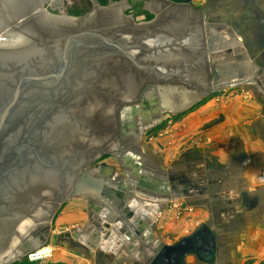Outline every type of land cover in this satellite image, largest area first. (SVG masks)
<instances>
[{
    "label": "water",
    "instance_id": "obj_1",
    "mask_svg": "<svg viewBox=\"0 0 264 264\" xmlns=\"http://www.w3.org/2000/svg\"><path fill=\"white\" fill-rule=\"evenodd\" d=\"M47 1L19 0L23 9L9 14L11 8L0 0V255L14 249L18 232L12 229L29 211L50 202L49 219L67 196L86 199L89 194L90 202L114 207L109 221L119 232L145 240L129 208L130 200L143 201L123 188L124 178L107 180L100 174L96 179L91 171L79 178L106 152L122 164L125 154L140 156L144 170L153 168L142 155L143 131L136 124L122 132L120 143L114 110L121 102H140V96L147 113L161 120L185 114L233 83L256 78L236 31L201 17L188 6L190 0H153L147 10H153L155 22L136 25L122 16L133 28L120 26L118 16H98L93 28L76 26L89 25L97 13L118 5L95 6L83 19L41 17V11L49 16L42 10ZM120 148L124 151L115 153ZM156 171L165 181L167 174ZM142 182L139 190L154 195L148 180ZM216 249L215 235L204 227L173 246L157 243L151 264H181L191 255L210 263ZM141 255L142 262H150L147 253Z\"/></svg>",
    "mask_w": 264,
    "mask_h": 264
},
{
    "label": "crops",
    "instance_id": "obj_2",
    "mask_svg": "<svg viewBox=\"0 0 264 264\" xmlns=\"http://www.w3.org/2000/svg\"><path fill=\"white\" fill-rule=\"evenodd\" d=\"M190 1L188 6L198 10L201 17L236 31L252 60L255 81L222 88L220 94L166 127L156 147L142 148L152 172L144 170L147 165L141 163L142 157L128 153L124 163H118L124 175L106 165L100 174L107 180L124 178L123 188L143 202L171 207L168 218L173 222L166 230H182L180 224L190 223V218L203 224L194 233L207 227L216 237V257L210 263H197L192 256L196 264H264V0ZM141 168L143 172L138 174ZM156 170L167 174L165 181ZM146 179L148 191L154 195L139 190ZM89 196L85 200L92 210L108 208L97 199L90 202ZM188 209L194 214L174 221L176 212ZM137 216L131 222L145 240L124 235L129 239L124 243V261L118 258L117 264H148L139 256L146 254L145 247L153 258L159 241H152L146 231L156 227L159 214L147 219ZM190 258L186 264H195Z\"/></svg>",
    "mask_w": 264,
    "mask_h": 264
},
{
    "label": "rangeland",
    "instance_id": "obj_3",
    "mask_svg": "<svg viewBox=\"0 0 264 264\" xmlns=\"http://www.w3.org/2000/svg\"><path fill=\"white\" fill-rule=\"evenodd\" d=\"M5 1L11 8V10H9V14L20 11L24 7V5H19L18 0ZM152 2L153 0H50L42 6V10L49 16H45V14L41 11V17L83 19L93 13L95 6L106 9L110 8L112 5H118L110 11L111 14L106 16H111L114 12H117L120 17V26L129 24L128 21H121L122 16L127 19L130 18L136 25L142 23L146 24L155 22L153 10H147V3ZM169 2L175 4L185 3L184 1L178 0H169ZM98 16H104V14L97 13L94 16V19L91 21L92 24L90 23L91 25L77 24L76 26L82 28H93L94 20ZM210 17L215 18V14L211 13ZM218 18L222 19L220 17ZM216 94L217 93H213L210 96L203 98L196 107L189 110L185 114H167L161 120H159L161 117L160 116L158 119L159 122H156V124L152 123L151 126H148L143 130L142 148L147 150L151 148V146L156 147L157 138H159V134L165 136L164 132H166V127L170 126L172 122L180 119L183 115H186L189 112H192L194 109H197L199 106L206 103L207 100L214 98ZM218 94L220 93L218 92ZM138 98L140 99L139 103L136 102L132 105H125V107L121 110H119L118 106L119 111L117 109L114 110V115L119 129L120 143L121 133L130 130L129 128L131 123L136 124V129L143 128V125L138 126V122H140L139 120H143L145 115L149 114L145 110V99H141L140 96H138ZM131 99L136 98L135 96H133L125 102H129ZM135 111H137L138 113H136L139 115H135L132 118L130 114L132 115V113ZM155 120L158 121L156 118ZM122 151L124 150L120 149L115 153L121 154ZM118 163V158H115L114 156H111L109 154H103L100 156V158L91 162L90 165L82 171L80 177L82 174L91 171L93 172L94 177L96 179H99L100 170L103 169L105 165L109 166L110 168H114L116 170L115 172H117L119 175H124V171L120 166H118ZM128 166L132 168V165ZM148 168L151 169L150 167ZM79 178L77 179V181H79ZM76 182L73 186L76 185ZM51 205L52 204H50V202L41 201L13 227L12 230L16 233L18 232V234L16 235L17 238L14 236L15 238L13 237V240L22 238L20 240H23V242L21 244L19 243V245L15 249L1 256V259H6V261L8 260V264H100V262L106 260L111 262V264H117L116 259L118 258H122L124 261V243L127 244V241L129 239L125 238V236L119 232L115 225L103 218L102 213L105 211L102 208L92 210L89 207L88 202H86L85 199H81V197L79 196H67V201L57 203V207L55 208V210H53L50 218L48 219V216L50 214L49 213L46 217V223L44 222L46 228L45 230L47 231L40 233L38 225H41L43 223L39 217L36 218L37 213L40 212L39 214H41V212L43 211L42 209L46 208H49L51 210ZM171 212V207L161 208L160 206L158 213L159 217L156 220V227H154L153 230L146 231V235L151 236L152 241L158 240L159 243H161L163 246L174 245L182 239L191 236L198 227L203 226V224L200 223L196 218H190V223L186 222L184 224H180V226L183 225L184 229L166 230L168 224H171L173 222H171L168 218V214ZM187 213L190 214V216L194 214L192 209H188L186 211L180 210L179 212H176L174 221H181L182 218L187 215ZM100 218H103L106 222L103 221V223H101L102 228L99 230L96 224L100 222ZM61 220L64 221L62 225ZM85 233H87V235ZM35 235H37V237H35ZM85 235L87 237L89 236L90 238L88 237L87 239ZM83 238L87 239L86 243L83 241ZM124 240L126 242H124ZM114 241L117 247L113 252L111 251V246H109V243H113ZM95 243H100L101 245L95 246ZM90 246H93L94 248H91ZM39 248L45 249L43 255L51 253L50 258L45 260L30 261L29 256L32 253H35V251ZM145 249L148 250V247H145ZM147 250L143 251L145 253H149V251ZM21 252H23L22 255ZM191 258L194 259L196 264V259L194 257Z\"/></svg>",
    "mask_w": 264,
    "mask_h": 264
},
{
    "label": "bare ground",
    "instance_id": "obj_4",
    "mask_svg": "<svg viewBox=\"0 0 264 264\" xmlns=\"http://www.w3.org/2000/svg\"><path fill=\"white\" fill-rule=\"evenodd\" d=\"M10 1V0H9ZM8 1V2H9ZM19 1V0H18ZM10 3V2H9ZM104 14V16H106V15H109V14H111L110 13V11L109 12H107V13H103ZM111 16H118L119 17V15H118V13L117 12H114ZM94 19V17L91 19V21ZM91 21L89 22V23H91ZM131 100H133V99H131ZM134 111V110H133ZM137 112V111H136ZM138 113V112H137ZM136 113V114H137ZM159 117L160 116H156V119L158 120L159 119ZM144 120H139V121H142V124H143V128H141L142 129V131L145 129V128H147L148 126H151L152 125V123H156V122H159V121H156L155 119H153V117H152V114H148V115H145L144 116V118H143ZM142 172H143V169H142ZM144 206V207H143ZM101 207V206H100ZM100 207H98V208H96V209H99ZM105 212H103L102 213V216H103V218L105 219V220H107V221H112L111 219L113 218H115V216L113 215V213L111 212V210H109L108 208L107 209H104L103 207H101ZM129 208L132 210V211H134L135 213H136V215H135V218H133V220L134 219H137L136 218V216L138 215L139 216V218H142V219H147V217H155L158 213H159V208H160V205H159V203H151V202H148V203H146V202H143V204H141L139 201H136V200H132L131 202H130V204H129ZM43 211L41 212V214H39V213H37V217L36 218H40L41 219V221H42V223L43 224H41V225H38L39 226V228L38 229H40V227L42 228V226H45V224H44V222L46 223V217H47V215L51 212V210L49 209V208H46V209H42ZM102 210V211H103ZM41 211V210H40ZM137 216V217H138ZM28 217V216H27ZM103 218H100L99 219V221L101 220L102 221V223H103V221L104 222H106ZM141 219V220H142ZM149 219V218H148ZM151 219V218H150ZM45 220V221H44ZM139 220V219H138ZM109 221V222H110ZM143 221V220H142ZM111 223V222H110ZM140 223H141V221H140ZM136 224V223H135ZM115 226H117V223L115 224ZM118 227H119V224H118ZM83 235V234H82ZM82 235H80V236H82ZM102 235V234H101ZM84 236V235H83ZM85 237H87L86 235H85ZM89 237V236H88ZM88 237H87V239H88ZM80 238H82V237H80ZM90 238V237H89ZM102 238V237H101ZM20 239H22V238H20ZM19 238L17 239V240H15L14 239V241H13V243H12V247H14V249L19 245V243H21V240H20ZM87 239L86 238H83V241L86 243L87 242ZM91 240V239H90ZM37 242V241H36ZM89 242V241H88ZM38 243H39V241H38ZM92 243V242H91ZM14 245H16V246H14ZM95 246H100L101 244L99 243V244H94ZM109 246H111V251H115V248L117 247L116 245H115V241L113 242V243H109ZM91 247V246H90ZM12 250H13V248H11ZM24 249V248H23ZM44 248L43 249H37L36 251H35V253H32L31 254V256H30V260H33L34 259V257L35 258H38L39 257V255H43V252H44ZM9 251H11L10 249L9 250H6L5 252H3V254H1L0 255V262H2V261H6V259L4 260V259H1V256H3V255H5V253H8ZM23 252H24V250H23ZM23 252H21V255L23 254ZM47 254H50V253H47ZM139 256H141L142 257V255H140L139 254ZM147 256H150V253L149 254H147ZM11 259V258H10ZM8 261V260H7Z\"/></svg>",
    "mask_w": 264,
    "mask_h": 264
},
{
    "label": "flooded vegetation",
    "instance_id": "obj_5",
    "mask_svg": "<svg viewBox=\"0 0 264 264\" xmlns=\"http://www.w3.org/2000/svg\"><path fill=\"white\" fill-rule=\"evenodd\" d=\"M178 1H186V0H178ZM125 18V17H124ZM129 22V21H128ZM130 27H132V25H131V23L129 22V24H128ZM202 55H203V48L201 49V52L199 53V58H201L202 57ZM124 61V60H123ZM124 67H126L125 65H123V68ZM183 68H187V66H184ZM121 103H123V102H121ZM139 103V102H138ZM125 106H123L122 104H120L119 105V110H121L122 108H124ZM145 108H148V106L146 105V107ZM118 110V111H119ZM124 110V109H123ZM124 112V111H123ZM135 115H137L136 114V111L135 112H133L132 113V115L130 114V116L133 118V116H135ZM124 126V125H123ZM127 127V126H126ZM130 130H128V131H131L132 130V123H131V125H130V128H129ZM125 131V130H124ZM121 135H122V133H121ZM121 142H122V139H121ZM107 154H109V152H106ZM140 171H142V168L139 170V172H138V174L140 173ZM83 175V174H82ZM81 175V176H82ZM102 175V174H101ZM79 176V175H78ZM103 176V175H102ZM80 177V176H79ZM81 178V177H80ZM77 179V178H76ZM75 179V180H76ZM78 182V181H77ZM72 187H73V185H72ZM66 192H67V194L68 193H70L71 192V189L70 188H68L67 190H66ZM127 237H129V238H135V236L134 235H132V234H129L128 232H127ZM178 243V242H177ZM177 243H175V244H177ZM174 244V245H175ZM171 246H173V245H171ZM155 257V255L153 256V258ZM189 257H192V255L191 256H188L186 259H184V261H182V263L181 264H186L187 263V261H188V259H189ZM196 259H197V262L198 263H201V260L202 259H200L199 257H196V256H194ZM153 261V259H151L150 260V262H149V264H151V262Z\"/></svg>",
    "mask_w": 264,
    "mask_h": 264
},
{
    "label": "built area",
    "instance_id": "obj_6",
    "mask_svg": "<svg viewBox=\"0 0 264 264\" xmlns=\"http://www.w3.org/2000/svg\"><path fill=\"white\" fill-rule=\"evenodd\" d=\"M50 254H51V253H50ZM50 254L39 255L38 258H35V257H36V256H35L33 260H30V256H31V255H30V256H29V260H30V261L45 260V259L50 258V256H51Z\"/></svg>",
    "mask_w": 264,
    "mask_h": 264
}]
</instances>
